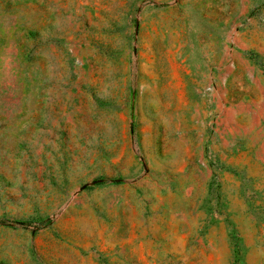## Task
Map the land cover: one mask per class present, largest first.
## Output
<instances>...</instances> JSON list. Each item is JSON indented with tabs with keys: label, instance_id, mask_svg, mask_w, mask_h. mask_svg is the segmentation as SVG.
Returning <instances> with one entry per match:
<instances>
[{
	"label": "rangeland",
	"instance_id": "374dc122",
	"mask_svg": "<svg viewBox=\"0 0 264 264\" xmlns=\"http://www.w3.org/2000/svg\"><path fill=\"white\" fill-rule=\"evenodd\" d=\"M0 264H264V0H0Z\"/></svg>",
	"mask_w": 264,
	"mask_h": 264
}]
</instances>
